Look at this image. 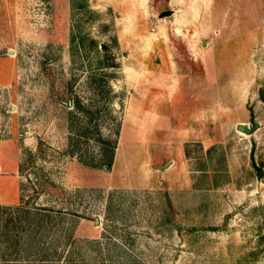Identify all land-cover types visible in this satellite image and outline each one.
I'll return each instance as SVG.
<instances>
[{"label": "rangeland", "instance_id": "rangeland-1", "mask_svg": "<svg viewBox=\"0 0 264 264\" xmlns=\"http://www.w3.org/2000/svg\"><path fill=\"white\" fill-rule=\"evenodd\" d=\"M260 87L264 0H0V264H264Z\"/></svg>", "mask_w": 264, "mask_h": 264}, {"label": "water", "instance_id": "water-1", "mask_svg": "<svg viewBox=\"0 0 264 264\" xmlns=\"http://www.w3.org/2000/svg\"><path fill=\"white\" fill-rule=\"evenodd\" d=\"M173 12H174L173 9H167L161 13V17L168 16V15L172 14ZM259 94H260L261 99L264 101V89H263V87H260ZM259 126H260L259 122H255L253 126H249L247 123L241 122V123L237 124V129L239 131H243L247 134H252ZM260 174L262 175L263 173H260Z\"/></svg>", "mask_w": 264, "mask_h": 264}, {"label": "trees", "instance_id": "trees-1", "mask_svg": "<svg viewBox=\"0 0 264 264\" xmlns=\"http://www.w3.org/2000/svg\"><path fill=\"white\" fill-rule=\"evenodd\" d=\"M108 168H110L112 166V159L110 161H107V163L105 164Z\"/></svg>", "mask_w": 264, "mask_h": 264}, {"label": "crops", "instance_id": "crops-1", "mask_svg": "<svg viewBox=\"0 0 264 264\" xmlns=\"http://www.w3.org/2000/svg\"><path fill=\"white\" fill-rule=\"evenodd\" d=\"M0 201H2V200H0Z\"/></svg>", "mask_w": 264, "mask_h": 264}]
</instances>
